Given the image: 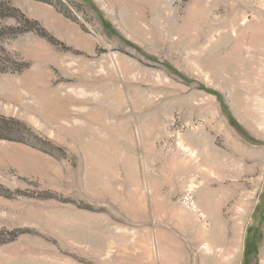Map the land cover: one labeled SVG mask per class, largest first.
I'll use <instances>...</instances> for the list:
<instances>
[{"label":"rangeland","instance_id":"obj_1","mask_svg":"<svg viewBox=\"0 0 264 264\" xmlns=\"http://www.w3.org/2000/svg\"><path fill=\"white\" fill-rule=\"evenodd\" d=\"M0 264H264V0H0Z\"/></svg>","mask_w":264,"mask_h":264},{"label":"bare ground","instance_id":"obj_2","mask_svg":"<svg viewBox=\"0 0 264 264\" xmlns=\"http://www.w3.org/2000/svg\"><path fill=\"white\" fill-rule=\"evenodd\" d=\"M147 2V1H146ZM128 3V2H127ZM150 12V11H149ZM146 18V17H145Z\"/></svg>","mask_w":264,"mask_h":264}]
</instances>
